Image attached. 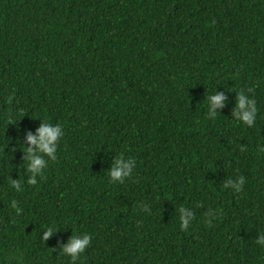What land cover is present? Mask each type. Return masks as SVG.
<instances>
[{
	"label": "trees",
	"instance_id": "16d2710c",
	"mask_svg": "<svg viewBox=\"0 0 264 264\" xmlns=\"http://www.w3.org/2000/svg\"><path fill=\"white\" fill-rule=\"evenodd\" d=\"M240 90L251 128L232 118ZM41 122L64 135L28 185L22 148ZM260 147L264 0H0V264L13 249L70 264L71 231L91 237L76 264H264ZM117 155L135 161L123 183L107 174ZM238 175L240 193L223 187Z\"/></svg>",
	"mask_w": 264,
	"mask_h": 264
},
{
	"label": "clouds",
	"instance_id": "9594fccd",
	"mask_svg": "<svg viewBox=\"0 0 264 264\" xmlns=\"http://www.w3.org/2000/svg\"><path fill=\"white\" fill-rule=\"evenodd\" d=\"M250 91V90H249ZM226 96L220 93H212L206 97L207 116L215 119L218 112L217 109L224 107ZM258 109L256 100L250 98L243 90L235 92V107L232 113V118L239 121L242 125L251 128L257 120ZM64 132L60 123L41 122L36 129L35 134H26L25 142L28 147L22 148L24 153V165L28 172L26 183L28 185H36V177L42 176L43 170L47 167L45 158L48 161L56 160L57 143L63 137ZM258 151L264 153V147L258 148ZM135 161L132 158H125L123 155H117L112 161L109 171H107L110 181L123 183L133 174ZM245 178L238 175L235 178H229L224 182L225 189H231L233 193L242 191ZM8 187L16 191L21 189L20 180L8 179ZM10 206L17 208L16 201H11ZM179 227L181 230H187L194 220V213L189 211L187 207L181 205L178 209ZM207 223H212L213 210H209L205 214ZM58 230L57 226H48L42 231L41 239L48 240L51 235ZM91 237L88 234L78 235L71 231V236L60 249V253L69 258L70 264H76L85 249L90 244ZM255 244L258 247L264 248V234H258L255 239ZM8 264H24V254L22 250H9L6 253Z\"/></svg>",
	"mask_w": 264,
	"mask_h": 264
},
{
	"label": "bare ground",
	"instance_id": "6f19581e",
	"mask_svg": "<svg viewBox=\"0 0 264 264\" xmlns=\"http://www.w3.org/2000/svg\"><path fill=\"white\" fill-rule=\"evenodd\" d=\"M77 60V59H76ZM67 154V153H66ZM9 155V154H8ZM48 198V197H47ZM54 199V198H53Z\"/></svg>",
	"mask_w": 264,
	"mask_h": 264
}]
</instances>
